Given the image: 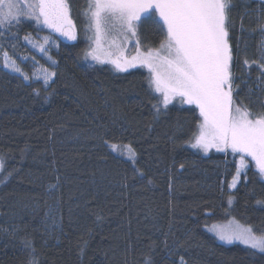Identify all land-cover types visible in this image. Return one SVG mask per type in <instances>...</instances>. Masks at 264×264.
<instances>
[{
  "label": "trees",
  "instance_id": "1",
  "mask_svg": "<svg viewBox=\"0 0 264 264\" xmlns=\"http://www.w3.org/2000/svg\"><path fill=\"white\" fill-rule=\"evenodd\" d=\"M67 3L76 39L58 41L48 85L0 68V264H264V252L208 230L234 220L264 234L260 173L250 166L230 190L228 152L191 146L197 108L174 100L157 113L144 68L91 60L88 0ZM231 4L232 99L264 115V0ZM43 33L23 18L0 41L21 51ZM164 35L153 19L137 27L146 47Z\"/></svg>",
  "mask_w": 264,
  "mask_h": 264
},
{
  "label": "snow or ice",
  "instance_id": "2",
  "mask_svg": "<svg viewBox=\"0 0 264 264\" xmlns=\"http://www.w3.org/2000/svg\"><path fill=\"white\" fill-rule=\"evenodd\" d=\"M231 7V0H88L84 13L95 29L97 45L89 55L100 63L105 56L101 41L108 33L116 31L135 37L138 25L145 19H153L161 26L166 36L158 49L145 53L137 45L136 55L131 59L120 53L110 63L119 71H126L137 63L149 69L150 86L162 96L153 104L157 113L177 97L182 103L199 109L202 119L191 146L205 153L216 148L218 151L231 149L240 155L237 175L233 176L230 188L235 187L241 168L246 166V156L255 161L260 175L264 176V115L252 119L247 109L233 107L232 53L228 41ZM22 16L35 19L69 40L76 39L67 0H0V28L18 24ZM24 39L28 40L29 36ZM44 40L48 42V38ZM36 46L42 52L47 51L44 44ZM3 55L5 67L21 72L7 53ZM259 67L264 76V64ZM52 75L55 73H46L45 82ZM116 147L113 145V150ZM3 171L4 163L0 161V172ZM257 203L264 204V201ZM210 231L219 240L239 241L264 252V234L256 235L252 228L226 230L214 226ZM146 264H152L151 260L146 259ZM180 264H185L183 257Z\"/></svg>",
  "mask_w": 264,
  "mask_h": 264
},
{
  "label": "rangeland",
  "instance_id": "3",
  "mask_svg": "<svg viewBox=\"0 0 264 264\" xmlns=\"http://www.w3.org/2000/svg\"><path fill=\"white\" fill-rule=\"evenodd\" d=\"M69 17H70V13H69ZM23 18H26V17L22 16L20 19H23ZM30 19H33V18H30ZM33 20L35 21V19H33ZM38 25L41 28H43V30H45L46 33L39 34L38 36H29L28 40L24 39L23 43H22L25 46L24 50L17 51L13 48V44H10V43L7 44V43H3V41H0V68H2L3 70H5L9 73L16 74V75L20 76L21 78H23V80L25 82L40 81L44 85H48L53 80L55 75L50 76V78L47 80V82H45L44 77H45L46 73H49V74L55 73V68H56L57 62L54 59L52 52L56 49L58 41L72 42L74 40L67 39L66 37L62 36L60 33L55 32L52 29L45 27L42 23H40ZM72 25H73V30L75 31V34H76V28H75L73 21H72ZM90 27H91V31H92V36H91L90 48L88 51V57L91 60H93L91 58V56L89 55V53L92 52V50L94 48H96L97 45H96V39H95V29L92 27L91 23H90ZM165 36H166V32H165L164 37H162L163 40L165 39ZM44 38H48L47 43H45ZM113 41H115V44L112 43ZM160 43H158L154 47H146V45H144L143 42L140 41V39L138 38L137 35L135 37H132L131 34H128L127 36H125L124 34H121L119 32L112 31V32L108 33V35L105 38H103L101 41L102 50L105 53V56L103 57L102 63L110 64L111 66H113L115 68V66L112 63H110V60L116 59V55L123 53V55L126 58L131 59L132 56L136 55L137 45H139V49L141 52L146 53L149 49H152V50L158 49ZM39 44H44L47 51L42 52L40 50V48L36 46ZM4 53H7L8 58L11 61L15 62V66L20 68L21 72L14 71L11 66H9V67L4 66V55H3ZM111 53H115V54L109 55ZM93 61H95V60H93ZM97 63H100V62H97ZM135 68H144L148 72V74L150 75V78H151V74H150L149 69L146 66H143L139 63H137L135 67L128 68L126 71L131 70V69H135ZM28 70H30V72ZM25 76H27L28 79H25L24 78ZM174 100H180V99L177 97V98H174L173 101ZM233 107L235 108V107H240V106L235 104V102H234ZM242 109H244V108H242ZM197 110L199 111L198 108H197ZM257 117H259V116H251L250 118L255 119ZM212 151L219 152V153H226V154L228 152V155L231 156V158L234 160L236 170H237V166H238V163L240 160L239 154L233 153L231 151V149H228L227 151H218L216 148H211L206 153L202 151V153L205 156H207ZM245 161H246V166L241 168V171L239 173V177L236 181V185H235V187H232V188L229 187L230 190H234L239 185L240 180H241V176L246 172V170L250 166H252L254 169H256L259 172L255 161H253L251 157L246 156ZM235 175H237V171L235 172L234 176ZM262 178L264 179V176H262ZM232 182H233V177H232L231 181L229 182V185ZM214 226L219 227V228H223L226 230H238V229L249 228V227H247L243 224H240L234 220H230V221H227L224 223H215L212 226H210L208 228V230L216 238H217V236H216L215 232L210 231V229L213 228ZM218 241L221 242L222 244H225V245H231V244L244 245L239 241H233L232 243H228L226 241H222L219 239H218ZM244 246H246V245H244ZM257 251H259V250H257Z\"/></svg>",
  "mask_w": 264,
  "mask_h": 264
}]
</instances>
